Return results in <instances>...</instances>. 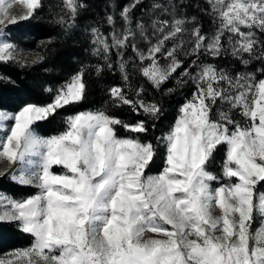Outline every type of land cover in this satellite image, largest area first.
I'll list each match as a JSON object with an SVG mask.
<instances>
[{"label":"snow or ice","instance_id":"1","mask_svg":"<svg viewBox=\"0 0 264 264\" xmlns=\"http://www.w3.org/2000/svg\"><path fill=\"white\" fill-rule=\"evenodd\" d=\"M141 2L119 11L121 27L113 12L103 18L110 32L90 28L92 54L103 59L93 66L97 75L113 69L115 50L121 78L106 88L100 107L62 114L86 98L89 66L83 65L45 87L46 101L0 108V178L37 190L19 199L0 193V224L31 237L0 264H264V66L250 72L207 62L264 65V0H207L216 25L211 34H202L195 16L178 15L172 0L145 10L149 22L133 21ZM41 7L42 0H0V64L26 67L44 59L22 58L9 33ZM84 7L82 0H63L55 23L71 30ZM181 68L164 95L189 84L193 90L167 131L156 135L163 103L145 99L144 84L136 87L133 79L159 91ZM0 82L15 83L7 75ZM125 108L142 118L115 114ZM57 117L62 131L38 133ZM220 149L214 173L209 165ZM158 156L163 168L148 174Z\"/></svg>","mask_w":264,"mask_h":264},{"label":"trees","instance_id":"2","mask_svg":"<svg viewBox=\"0 0 264 264\" xmlns=\"http://www.w3.org/2000/svg\"><path fill=\"white\" fill-rule=\"evenodd\" d=\"M82 2L85 7L80 10L75 26L67 32L55 23L58 14L61 13L62 0H42V7L31 20L10 28L12 38L21 47L40 53L44 59L37 64L26 67L0 64V75H7L15 82L14 84L0 82V108L13 111L18 109L23 102L46 101L48 97L43 91L45 87H54L61 83L83 65L89 66L85 73L88 88L86 98L79 106L66 109L65 113L62 114L100 107L107 99L105 96L106 88L121 83L120 73L115 67L117 59L115 50L112 52L113 69L109 71L105 67L97 75L93 66L103 65V59L92 54L93 45L91 43L90 28L99 25L101 30L107 34L111 31V28L103 22L105 15L115 12L116 26L121 24L119 11L126 4L131 3L132 0H82ZM154 3L164 6L168 2L165 0H142L132 12L133 21L137 18L144 20L145 15H147L145 10L150 9ZM172 3L179 5L178 15L195 16L197 18L196 22L201 25L202 32L207 33L209 31L210 19L206 13L210 6L206 0H172ZM49 38H52V44L46 48L38 47L40 41ZM129 55H132L130 47L127 49L124 59H127ZM189 62L185 61L187 64ZM207 62L216 63L220 67L234 66L236 71L245 69L230 58L209 59ZM262 66L264 65L260 62L254 61L246 69L255 71V69ZM128 69L131 72V65L128 66ZM133 83L136 87L144 84L146 89L145 99L155 98L162 101L164 114L157 123L156 135H159L161 131H167V126L175 120L178 105L184 102L189 92L186 89H181L171 95H164L166 89L173 87L171 82H166L157 91L138 75L134 77ZM115 114L133 122L142 118L134 113H129L126 108L116 110ZM58 121L59 117L54 121L41 124L36 130L44 136L55 134L61 131L63 127V125L60 126ZM120 135H124L123 130H120ZM222 158L223 149H220L216 152L215 159L212 161L213 165L211 163L209 169L218 172L217 162ZM162 167V156H158L147 169V172L158 173ZM33 190V187L19 186L7 177L0 178V191H4L15 198L28 196ZM259 190H264V184L259 186ZM30 243L31 237L18 231L14 225L0 224V255L16 248L27 247Z\"/></svg>","mask_w":264,"mask_h":264},{"label":"rangeland","instance_id":"3","mask_svg":"<svg viewBox=\"0 0 264 264\" xmlns=\"http://www.w3.org/2000/svg\"><path fill=\"white\" fill-rule=\"evenodd\" d=\"M166 2H168L169 3V0H165ZM207 1V0H206ZM62 2H63V0H62ZM168 3L167 4H164V6L166 7V6H168ZM62 7H63V4H62ZM61 10H62V8H61ZM14 11H16V12H19V11H21V8H20V6L19 5H16L15 6V8H14ZM210 11V7H209V9H208V11H207V13ZM158 15L160 14V13H157ZM208 15V14H207ZM209 16V19H210V28H209V31L206 33V32H202V34H211V33H213L214 31H215V27H216V25L215 24H213V18H212V16L211 15H208ZM161 18H164V19H168V18H170V17H168V16H161ZM151 19V17L149 16V15H145V17H144V21L147 23V22H149V20ZM119 27H121V24H118L117 25V28H119ZM189 27H191V25L189 26ZM10 30V29H9ZM9 33H10V31H9ZM10 36H11V40L13 41V42H15V43H17L18 45H19V43L18 42H16L13 38H12V35H11V33H10ZM142 48H145L146 47V45L143 43V42H141V45H140ZM172 45H171V42L167 45V47H171ZM19 47H20V49H22L23 51H22V53H21V56H22V58H25V59H27V60H31V59H33L35 56H36V51H33L32 49H25V48H23V47H21L20 45H19ZM181 58H183V57H181ZM162 63H163V61H161ZM187 66V63H185V66L184 67H186ZM244 70H246V71H250V70H248V69H243V70H239V71H244ZM180 71H183V68H181L179 71H177V73H175V75H174V77H173V79H171V80H169V82H171V85L173 86V87H175V77H177V76H179V72ZM251 72V71H250ZM183 89H186V91L187 92H189L188 93V95H187V97H189L190 95H191V92H192V86H191V84H189V85H187L186 87H184ZM181 89H179L177 92H179ZM182 103H180L179 105H181ZM179 105H178V107H179ZM6 110V109H5ZM213 112H214V114H215V108L213 109ZM234 115V118H236V119H239L240 117H239V113H234L233 114ZM176 118V117H175ZM60 126H62V124L60 123ZM63 130V127H62V129H61V131ZM39 133V132H38ZM40 134V133H39ZM40 135H42V134H40ZM211 165H213V163L211 164ZM0 167H2V166H0ZM163 168V167H162ZM161 168V169H162ZM60 169L59 168H57L56 169V171H59ZM209 171H212V172H214L215 173V171L213 170V169H209ZM148 174H155V173H148ZM214 186H216V185H214ZM34 188V187H33ZM37 190L34 188V190H33V192L30 194V195H28V196H31V195H33V194H35V192H36ZM261 191H264V190H261ZM0 193H4V194H7V195H9V196H11L10 194H8V193H6V192H4V191H0ZM28 196H25V197H28ZM13 197V196H12ZM15 198V197H14ZM20 198H22V197H20ZM17 199H19V198H17ZM260 226V218L259 217H257V219H256V221L254 222V224H253V226H252V230L253 231H255V229L256 228H258ZM25 248V247H24ZM17 249V248H16ZM19 249V248H18ZM13 250H15V249H13ZM13 250H10V251H7L6 253H4L3 255H0V257H4V256H6V254H8V253H10L11 251H13Z\"/></svg>","mask_w":264,"mask_h":264}]
</instances>
